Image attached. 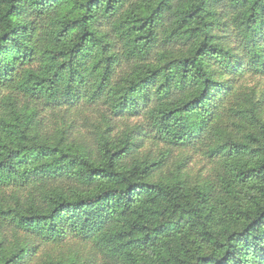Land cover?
I'll return each instance as SVG.
<instances>
[{"label": "trees", "instance_id": "obj_1", "mask_svg": "<svg viewBox=\"0 0 264 264\" xmlns=\"http://www.w3.org/2000/svg\"><path fill=\"white\" fill-rule=\"evenodd\" d=\"M0 264H264V0H0Z\"/></svg>", "mask_w": 264, "mask_h": 264}]
</instances>
